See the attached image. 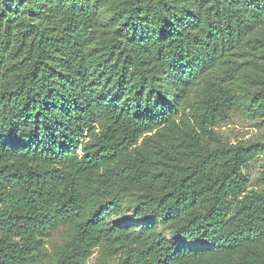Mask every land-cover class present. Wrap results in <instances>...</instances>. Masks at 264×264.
<instances>
[{"label":"trees","instance_id":"16d2710c","mask_svg":"<svg viewBox=\"0 0 264 264\" xmlns=\"http://www.w3.org/2000/svg\"><path fill=\"white\" fill-rule=\"evenodd\" d=\"M237 114L264 120V0H0V264H264Z\"/></svg>","mask_w":264,"mask_h":264},{"label":"rangeland","instance_id":"374dc122","mask_svg":"<svg viewBox=\"0 0 264 264\" xmlns=\"http://www.w3.org/2000/svg\"><path fill=\"white\" fill-rule=\"evenodd\" d=\"M105 15H108L105 12ZM204 85L200 84L191 94L188 99V107L183 114V118L186 126H193L196 124L199 114L202 113L201 102L203 99ZM220 133L229 139L232 143H237L239 141L251 140L255 141L257 139L264 140V120L262 117L257 116H245L243 114H237L229 121L225 122L220 128ZM264 163V154L259 155L257 159L251 162L245 169V174L248 178V188L258 187V177L262 171V165ZM125 213L121 217V223L133 224L135 227L139 228L141 226L147 225L149 222L143 219H136L132 216L133 209L130 206L124 208ZM155 226L163 232H167L164 226L161 224L160 220L155 221ZM56 242H61V236L58 233H54V238ZM49 248H50V244ZM100 252L98 249L95 250L93 255L89 258L86 264H100L99 263Z\"/></svg>","mask_w":264,"mask_h":264}]
</instances>
